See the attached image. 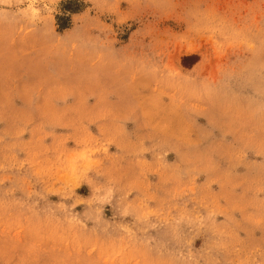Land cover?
Returning <instances> with one entry per match:
<instances>
[{"label":"rangeland","instance_id":"rangeland-1","mask_svg":"<svg viewBox=\"0 0 264 264\" xmlns=\"http://www.w3.org/2000/svg\"><path fill=\"white\" fill-rule=\"evenodd\" d=\"M0 264H264V0H0Z\"/></svg>","mask_w":264,"mask_h":264}]
</instances>
